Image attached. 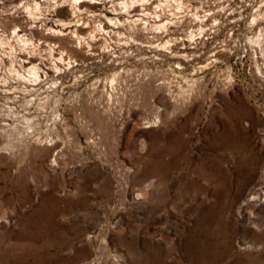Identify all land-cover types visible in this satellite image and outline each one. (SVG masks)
<instances>
[{"label": "rangeland", "instance_id": "obj_1", "mask_svg": "<svg viewBox=\"0 0 264 264\" xmlns=\"http://www.w3.org/2000/svg\"><path fill=\"white\" fill-rule=\"evenodd\" d=\"M73 1L0 0V264H264V0Z\"/></svg>", "mask_w": 264, "mask_h": 264}, {"label": "bare ground", "instance_id": "obj_2", "mask_svg": "<svg viewBox=\"0 0 264 264\" xmlns=\"http://www.w3.org/2000/svg\"><path fill=\"white\" fill-rule=\"evenodd\" d=\"M77 1H78V0H74L73 2H77ZM77 3H78L77 5L80 6V4L83 3V1H78ZM124 7H125V6H124ZM107 20H108V22H111V19H107ZM161 25H162V24H161ZM161 25L159 24V26H161ZM32 70H33V68H32ZM31 74H32V73H31ZM32 75H33V74H32ZM34 76H37V74H34ZM112 80H113V79H112Z\"/></svg>", "mask_w": 264, "mask_h": 264}]
</instances>
